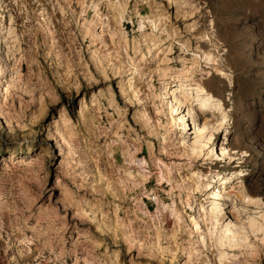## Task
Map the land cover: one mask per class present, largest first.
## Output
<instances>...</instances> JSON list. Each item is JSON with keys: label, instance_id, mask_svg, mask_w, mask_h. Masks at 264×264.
Returning a JSON list of instances; mask_svg holds the SVG:
<instances>
[{"label": "rangeland", "instance_id": "rangeland-1", "mask_svg": "<svg viewBox=\"0 0 264 264\" xmlns=\"http://www.w3.org/2000/svg\"><path fill=\"white\" fill-rule=\"evenodd\" d=\"M0 110V264H264V0H0Z\"/></svg>", "mask_w": 264, "mask_h": 264}, {"label": "bare ground", "instance_id": "bare-ground-1", "mask_svg": "<svg viewBox=\"0 0 264 264\" xmlns=\"http://www.w3.org/2000/svg\"><path fill=\"white\" fill-rule=\"evenodd\" d=\"M180 84V83H179ZM185 84V83H184ZM163 88V92H162V90L160 91V92H162V93H164V95L165 94H167L168 93V89L169 88H167V86H162ZM197 87H199V85L197 86ZM192 89V88H191ZM198 89H200V90H202L201 88H198ZM203 92V91H202ZM207 93V92H206ZM208 95H209V93H208ZM208 95H206V97H204V98H202V100H201V102L202 103H205L206 104V102H208L209 101V99H211L210 98V96H208ZM173 97V96H172ZM166 104H168V103H166ZM204 104V105H205ZM199 110V109H198ZM0 114H1V110H0ZM2 115V114H1ZM3 116V115H2ZM5 117V116H4ZM223 152V149H221V153ZM224 155V154H223ZM226 224H228V223H226ZM230 225V224H229Z\"/></svg>", "mask_w": 264, "mask_h": 264}]
</instances>
